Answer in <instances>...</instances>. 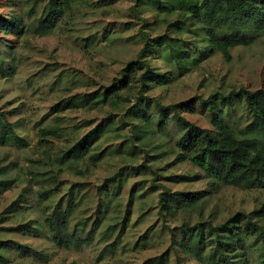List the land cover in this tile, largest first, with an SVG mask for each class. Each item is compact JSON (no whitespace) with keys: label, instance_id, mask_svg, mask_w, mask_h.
Returning <instances> with one entry per match:
<instances>
[{"label":"rangeland","instance_id":"rangeland-1","mask_svg":"<svg viewBox=\"0 0 264 264\" xmlns=\"http://www.w3.org/2000/svg\"><path fill=\"white\" fill-rule=\"evenodd\" d=\"M45 1L0 0V16H17L28 28L22 37L0 31V67L4 71H0V112L29 145L25 149L0 146V169L6 168L0 179L13 181L11 188L0 191V241H13L38 254L11 246L0 250V264H157L153 259L160 255L165 264H200L172 249L171 231L180 240L175 229L183 224L215 226L237 213L257 210L264 202V189L220 187L194 207L171 216L160 213L158 196L163 190L196 192L209 187L206 179L176 183L166 179L201 178L203 172L189 162L176 161L178 126L169 121L165 132H158L156 105L206 99L213 94L226 96L241 87L264 89V32L250 45L231 49L229 60L216 53L178 78L175 65L164 48L158 47L148 58L159 74L172 73L167 84H153L141 92L135 81L117 97L111 96L107 104L46 116L52 106L72 96L102 93L120 77L127 63L138 59L144 45L141 34L149 38L167 34L186 41L192 37L170 27L176 13L161 12L157 4L142 5V0H67L55 28L43 36L33 35L28 26ZM184 61H179L180 66L188 65ZM11 67L13 75H9ZM139 98L144 116H151L149 123L131 109ZM218 106L232 128L248 124L242 103L232 100L228 106L218 100ZM181 115L201 128L212 129L211 114L198 102L191 112ZM99 125L104 126L87 154L69 159L70 149ZM44 129L51 133L40 143ZM142 164L148 170L135 173L134 168ZM20 195L19 207L10 209ZM70 196L77 209L70 217L69 232L76 230L85 237L99 220L93 242L80 250L57 247L44 222L58 202L64 209ZM126 209L124 233L116 240ZM28 222L36 233L14 229ZM259 223L264 228V219ZM147 229L150 231L143 237Z\"/></svg>","mask_w":264,"mask_h":264},{"label":"trees","instance_id":"trees-1","mask_svg":"<svg viewBox=\"0 0 264 264\" xmlns=\"http://www.w3.org/2000/svg\"><path fill=\"white\" fill-rule=\"evenodd\" d=\"M138 1V0H137ZM142 5L157 4L158 10L166 13H176V20L170 27L178 34L190 35L192 41L167 34L149 38L141 34L143 48L138 53V59L127 63L122 69L120 77L106 87L102 93L93 92L83 96H72L59 102L49 109L48 115L61 113L67 109H76L87 106L96 108L99 104H107L110 97H117L119 91L127 89L132 82L140 85V91L150 89V85L162 86L171 81L172 73L159 74L150 65V56L158 47H163L166 57L173 62L178 75L188 73L193 67L210 56L219 53L225 60H229L231 49L239 46H248L264 32V0H142ZM67 0H46L36 20L28 26L33 35L43 36L51 32L57 21L64 13ZM147 3V4H146ZM33 13L29 10L28 14ZM145 25V24H144ZM27 26L21 18L14 16L4 18L0 16V31L14 37H22ZM149 57V58H148ZM180 60L188 65L179 64ZM1 73L3 69L0 67ZM15 73L10 68L9 75ZM140 73L138 76L137 74ZM218 100L228 106L232 100L245 106L249 122L244 127L232 128L223 118L218 106ZM147 104L150 98H146ZM211 114L212 129L200 126L185 119L181 113L191 112L196 103ZM141 99L131 108L139 115H145L141 107ZM158 118L157 131L165 132L167 123L174 122L178 126L179 138L176 146L178 154L176 161L189 162L199 168L203 174L200 178L194 176H169L166 179L176 183L191 182L197 179H206L208 191L184 192L163 190L158 196L160 213L171 216L176 211L194 207L209 195L216 193L220 187H234L242 190L264 189V89L255 91L239 88L226 96L213 94L206 99L193 97L185 102L162 106L157 103ZM45 116V117H46ZM145 117V116H144ZM149 123L151 116L145 117ZM108 124V123H106ZM99 125L81 138L69 151V159L83 158L94 142L101 127ZM49 130H41L39 142L50 135ZM137 138V136H135ZM14 146L18 149L28 148L27 141L20 137L15 130L14 123L8 121L6 114L0 112V146ZM99 156H95L98 160ZM72 161V160H71ZM145 164L134 168L135 173L148 170ZM6 168L0 169V175L5 174ZM13 185L12 180L0 179V191H6ZM46 198V193L40 195ZM22 195L14 200L9 208L19 207ZM132 195L129 196V203ZM77 204L70 196L64 209L58 202L44 222L51 234V240L60 248L80 250L89 246L99 228V220L92 224L85 237L78 235L76 230L69 232V221ZM127 212L120 224L116 237L119 239L127 222ZM264 219V202L250 213H237L224 222L213 226L210 223H198L193 226L181 225L178 231L180 240H176L174 230L171 231V247L176 252L191 256L200 264H264V228L259 223ZM20 233H36L30 222L14 228ZM150 229L143 235L146 236ZM115 243V242H113ZM11 246L21 252H30L27 246L13 241H0V250H7ZM157 264H165L164 255L153 259ZM145 264V263H144Z\"/></svg>","mask_w":264,"mask_h":264}]
</instances>
